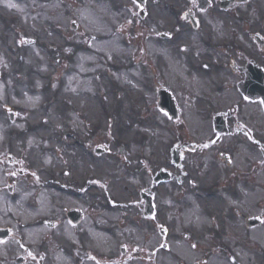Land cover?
<instances>
[{
    "label": "flooded vegetation",
    "instance_id": "obj_1",
    "mask_svg": "<svg viewBox=\"0 0 264 264\" xmlns=\"http://www.w3.org/2000/svg\"><path fill=\"white\" fill-rule=\"evenodd\" d=\"M100 1L101 3L104 2L103 5L106 7L108 5L118 7L121 2L117 3V0ZM221 1L206 0L209 9L202 12V4L199 0H185L184 19L179 20L178 28L173 26L170 30V32H175V34H170V39H173L174 36H185L187 41H190L189 47L191 49L188 50L189 55L187 56L188 65L184 68L192 71L197 76L196 78L200 79V88H197L196 91L192 89L193 93H190L187 86H183L181 76L173 77L171 74L160 70L158 65L160 56L165 51L161 44L162 32L159 33L158 37H155L154 50L137 51L139 55L146 58L144 79L151 91L149 102L158 105L159 100H161V90L167 88L179 106L178 121H176L175 130L171 133L173 139L170 141L171 144H176L177 149L183 153L182 161L176 164L172 158L169 159L165 156L161 165L165 168H171L170 170L175 173L177 185L180 188H188L186 194L193 197L190 196L188 199L177 197L180 204L175 205L177 210L168 211L166 198L158 200L154 195L151 200L153 204L152 214H149L150 211L144 197H136L137 194L128 197L130 198L129 201L125 200V197H17L8 185L17 187L21 181H24L23 178L29 175L30 170L28 168H34L40 164V162L32 161L35 148H27L26 145H23L24 150L20 153L19 160L7 161V157H5V160L2 161L3 165L6 166L4 176L7 193L0 194L2 206L6 208L0 211L2 219L0 225L6 222L8 217L13 218V212L23 216L31 209L36 210L45 205L46 213L52 222L47 233H43L39 227L30 228L26 226L27 232L35 234L41 244L37 242L39 244L38 251L33 256L29 249H24L26 253L23 256L24 264L30 257L33 264H136V260H139L138 264H152L151 261L153 264H156L157 261L160 264H221V260L211 258V231L215 234L217 229H211V208L204 206L209 200L208 205L211 204V197L201 195L208 191L211 192L209 181L205 183L206 189L201 184L207 180L211 181V157L225 166L223 175L228 183L234 184L238 179L244 197H258L254 202L258 211L256 213L261 216L264 225L263 100L262 96L259 95L260 92L258 93L259 98L248 100L243 96L245 94L239 90L240 87H245L244 82L248 78L249 80L252 79V73L255 68H258V65L264 68V50L262 49L264 24L261 22L264 12L259 8V3H263V1L247 0V2L242 3L239 2L241 0H226V4L223 3L226 9L223 13L231 21H234L241 30H232L233 33H230L232 35L225 34L223 41L232 42L224 50H215L211 36V11L222 13L220 10ZM63 13L70 15L67 11H63ZM76 20L79 21L76 24L69 23V21L57 24L53 18L52 23L48 25L51 37L55 32L62 35V40L68 48L65 54L69 56L86 50L83 44L86 35L80 27L82 18L79 16ZM191 20L194 22L191 23ZM135 26L136 24L133 28L134 37L136 36ZM192 31L199 33L196 35ZM257 36H262L260 44L254 41ZM36 37L39 38V33L36 34ZM78 37L81 41L80 46L72 42ZM237 41L240 43H236ZM250 41L255 42V45L251 49H246L248 48L247 43ZM72 48H75L74 51ZM133 52L135 54L136 50ZM154 64L157 65L154 66ZM192 88L195 89V87ZM232 91L242 99L241 104L251 102L255 103L256 107H252L250 110L244 109V112L240 114L228 111L227 105L224 103H227L230 97L234 96V94L232 96ZM219 115H222L225 121L221 132L213 129L214 119ZM201 116L203 125L192 123L197 120L199 122ZM221 121L223 120L221 119ZM210 122L212 123L211 126ZM194 127L200 129L197 130ZM30 131L33 130L28 128L21 134L22 136L17 134L13 138L18 140L23 136L25 138L28 134L35 135ZM160 138V143L167 147V137L160 136ZM155 142L152 140V149L155 147ZM9 148L11 149L12 146L9 145ZM82 149H84V153L78 152L77 159L82 160L87 153L86 147ZM4 153H6L5 148L2 150L3 155ZM52 162L51 165H54L55 160ZM65 165L68 166L67 162ZM153 175L152 173L148 175L146 180L148 184L146 189L149 191H154L158 187L153 182ZM17 176L20 178L17 179ZM70 176L71 173L68 172L66 177L70 178ZM196 182L198 186H196ZM160 185L163 184L160 183ZM11 191L12 193H10ZM65 191H71L70 183H67ZM200 201L203 202L199 204ZM10 204L13 207L12 211L8 210ZM185 205L186 207L192 205L197 210L195 212L183 211ZM115 209L118 211H120L119 209H123V211L131 209L135 215L139 214L142 221L153 225L154 236L157 237L159 234L160 241L151 242L148 249L143 252L136 251L134 246L119 244L120 240L125 241L126 238L119 236L117 231L119 228L125 227L118 226L116 221L119 214L118 220L124 224L120 219L127 216L124 212H116ZM185 213H189L186 220L183 219ZM106 214L115 215L110 217V223L113 225L110 228L107 225L99 226L101 222L98 216H106ZM169 217L172 218L170 221ZM88 218L91 219L89 230L93 232L101 245L98 243L91 245L87 240ZM12 223L18 231L25 227L18 218H15ZM162 227L166 228L165 234L161 232ZM172 228L176 229L177 232L172 233ZM65 229L72 231L74 237L66 236L63 233ZM56 232L61 237L56 238ZM168 237L169 241L167 240ZM127 243L131 244V242ZM212 243L214 246L216 245L215 242ZM44 245L46 255L41 253ZM104 250L107 254L105 256L102 254V257L97 259V253ZM240 254L245 255L243 251ZM136 256L140 257L136 259ZM247 261L250 262L251 260L245 257L244 263H237L235 259H232L233 264H246ZM0 264H7V262L0 258ZM14 264H17V260H14Z\"/></svg>",
    "mask_w": 264,
    "mask_h": 264
},
{
    "label": "rangeland",
    "instance_id": "obj_2",
    "mask_svg": "<svg viewBox=\"0 0 264 264\" xmlns=\"http://www.w3.org/2000/svg\"><path fill=\"white\" fill-rule=\"evenodd\" d=\"M53 1L55 0H0V68H3L4 74L9 75L7 76L8 79L4 78V80L2 79V81L0 82V104L4 102L5 97L7 98L6 94H4L3 96V91L6 89H10L8 92V98H10L13 103L19 102L18 106L19 108L23 109V114L24 112L25 114L30 113V117L26 122L29 129L31 128V125L38 123V121L40 123L39 119L41 117L48 118L51 122L50 126H42L36 129L32 127L33 131H30L32 134L36 135L32 136L31 138L32 140H35L36 138V140L33 141V143L35 144V149L33 152L32 161H34V158L36 159L42 156L40 149L46 150L45 155L50 153L49 149L52 145L51 143H49L50 141L54 142V145L57 148H61L62 146V151L59 150L60 153H58V156L61 157L60 159L57 158L56 160V163L62 162V164H58L59 168L65 169L63 164H65L66 162L69 166L72 167V175L70 176V178H59L56 172L60 169L58 167H53V169L48 168L47 160H43L41 169H49L48 174L50 175L52 172L55 175L56 184L59 182H63V184H66L68 182L71 186V191L68 192H62L59 190V187H57L56 185L52 186V184H48L47 188L40 187L39 191H41L43 197H48V194H50L49 197L52 198L76 197L78 189L74 188V185L71 181L72 178L81 183L82 180H84L83 178L86 174H92V178L102 180L103 182H106L108 184L110 183L112 193L114 192L113 197H125L124 199L129 201L130 198L128 197L135 195L136 189L141 187L140 182L144 181V179H142L144 173L138 171L137 169V167L140 166H132L131 161L126 162L128 159L132 160V156L129 155V158L127 156L129 152L131 154L133 153L131 151L132 145L141 147V145L145 144V146L148 148V142H145L143 138L147 137L148 139H150L151 136H155L154 139L156 141L155 148L157 151V155L155 157H148L152 158V166H154V164L160 166L159 164L163 163L164 157L167 155V151L165 153V145L163 146V144L160 143L158 132H164L166 134L167 131L165 130L171 131L172 129L170 126L166 128L167 125L165 123V117L163 118L160 115V117H155L154 115H152V112L154 111H151L152 107L144 105L142 96L143 94H147L145 97H149V90L143 89L144 86L147 87L145 85L146 81H144L145 79H143L145 77L144 74H142L143 70L137 68L131 70V59L133 55L130 56L126 53L123 55V52L121 51L133 49L131 45V38L132 28L134 24H129L130 36L128 42L125 41V39L122 37V33H120L118 37L114 39V42H105L102 46H99L100 49L93 48L95 51L99 49L101 53H87L88 56L86 58L87 62L85 65L87 78H84L82 80L84 83L81 84L83 87H85L86 95L82 96L78 92H73L72 94L74 95V98H72V102L69 103L68 99L65 96L69 92L70 88L75 89L74 87H72V85L74 84L75 77L78 75L77 69L82 67L84 57L76 56L73 59L72 67L74 69V72H70L67 75L65 74L66 77L62 72L59 71V69L58 72H54L57 67H59L57 63L60 61V59L62 60L64 58L61 53H59V55H53L52 53H50L51 49L46 50V46H50V44H53L59 45V47L61 48L64 46V44L62 42V35L60 33L55 32L52 37L50 36L51 33L49 32L50 28H48V25L52 23L51 20L53 18L55 19L54 11L58 13L64 10L67 11L70 15L74 14V11L69 8V4L65 0H60L56 4H52L51 2ZM79 2L83 3V0H79ZM116 2H120L123 5L118 8L110 7L109 5L106 7L103 5L105 3H101L100 0H86L85 3H91L92 6H86V9H83L87 11L89 20H92V23L97 20H107L112 21L110 23H114V25L117 24V26L121 27V23L123 24L124 20L127 19L126 17H132L134 13H132V16L131 13H129V5L126 4V0H117ZM185 5V0H151L149 8L148 4H146V9L148 8L149 14L143 19H140L139 15L137 14V8L134 7L136 10V27L138 30L142 28L146 29V33L149 35L154 34L153 32L155 31V27L157 26L160 27V30L161 28H163L170 31L178 21V11H180ZM97 11L99 12V15H96ZM213 14L214 20H211V36L214 49L217 50L219 49L220 45H226L227 40L223 41V39L225 40V34L233 33L231 30H228L229 27H233V31H235L234 29H236V26L233 25L234 22H231V19H229V17H226L219 12H215ZM113 18L115 19L113 20ZM46 22L47 25L42 24ZM37 24H40V26H38ZM87 27L88 22L82 25L83 33H85V31L87 30ZM37 33H39L40 38H37L38 46H34L32 44L26 46L24 44V40L32 41ZM171 33L175 34L174 31ZM193 33L197 35V33L199 32L196 31ZM234 35L236 37L235 33ZM174 37L173 39H170L171 41L168 40L163 42L165 46L164 48H166V50L162 54L163 59H161V61L164 65L160 62V69L161 67H166L165 69H167L168 72L176 77V72L178 70L181 71V67L184 66L183 61L186 58L185 56L189 55L188 53H186V51L191 48L189 47L190 41L188 40L187 42L185 36ZM138 39L139 38H136V40ZM150 41L151 40L147 41L146 43H150ZM152 41H154V39H152ZM72 42L80 46L81 41L78 37L77 40L73 39ZM177 42H179L178 44L180 47L184 46L183 49H186L184 53H178ZM236 43H240V41H237ZM250 43H247V47L249 49H251L252 47V44ZM171 49H176L178 53L176 59H169L165 55L167 50L171 52ZM171 54L174 55V53ZM50 56L52 57L50 58ZM141 60L142 62L144 61L143 58H141ZM49 61L54 64V66L50 69V72L40 69L43 63L47 64ZM5 66L8 69H5ZM12 67L13 69L17 70L18 73H20L17 84L14 83L16 79L14 80V78L11 77L13 75L10 74L12 72ZM99 74H101L102 80L98 79L97 76ZM64 77L66 79H64ZM98 85V88L102 95L96 97L95 93L97 91L96 89ZM232 96L233 99L231 101H227V103H224L225 105L229 106L230 103L231 105L237 104L238 94L232 91ZM84 100H87V102H85ZM66 101L68 102V105L66 104ZM46 102H50L52 105L49 106V109H47L46 112L43 111L46 108H42V112L41 110H39L40 108H38V104H41V107L42 103ZM100 104L102 106V109H100ZM247 106H243L241 108L244 110ZM69 110L71 112L70 114L68 113ZM80 110L88 113V116H90L91 118L90 122L87 123L86 126H80L79 119L76 118L74 120V118H72L73 116H71L73 115L72 113H74V111L79 112ZM70 118L72 119L70 120ZM199 118V122L197 120L193 121L192 123L203 125L202 116ZM65 121L68 124H72L70 126L71 131L75 130L76 134L79 135L80 138H83L81 136H84V134L88 135V137H84V139H81L82 141L84 140L87 142L86 145L88 146V152L89 147L100 144L108 146L109 153L107 155L105 154L104 157L102 156L100 158L101 161L97 162L94 167L90 162H88L90 161L89 158L88 161H84L80 164L79 162L81 161V159H77V153L80 152L83 154L84 150L78 149L79 147L76 145L74 146L73 144H69L70 138L66 140L67 147L62 143L60 144V142L58 141V136L55 137L53 134L56 129H60V131L61 129H63V131L68 130L65 127L56 128L59 127L60 123H63ZM3 125V114L2 112H0V142H3L5 140L1 138V133L4 129ZM94 125H97L96 128H98L99 131L95 132V135L91 134L93 136H90V129ZM194 128L197 130L200 129L198 127ZM63 131H61L60 133H62ZM8 139L11 140L10 137ZM76 143L80 144L78 141ZM14 144L15 142L12 144L13 147ZM17 145L20 144L17 143ZM15 147L17 148V146ZM122 147L125 148L121 149ZM88 152L84 155V157H88ZM150 169L152 170L153 168ZM213 169L215 171L211 172V191L212 195L213 193H215L217 197H211V204L208 205V203H210L209 200L206 204H204V206L207 208H211V229H217L215 234L219 238L218 241L211 232V241H217V245L220 246L214 247V243L211 242V258L215 260H221V264H229V256L232 253L237 263H244V261H241L239 257H237L240 256L241 249L242 251L246 252L247 258L251 259V263L248 262L247 264H264V227H262L261 230L255 229L248 231L243 227V223L241 220L242 215H246L248 214V212H251V214L253 213L256 208L254 206L255 203L253 202H256L258 198L255 199L256 197H241L242 192L237 188L240 186L237 185L238 180H236L235 184L232 183L231 185H226L227 183L224 182L223 184H216L217 182H219L218 177H221L223 167L215 165ZM132 175H135V178L137 177L141 181L139 182V180L137 179L135 183H133L134 176ZM131 177L133 179L130 180ZM42 179H47V175H42ZM223 179H225V177ZM171 184L172 185L169 186L167 185L165 189L163 186L160 187L161 189L159 190L158 195L160 194V192H162L163 197H158V200L163 199L164 197H168V199L173 197L172 200L174 201V198L184 196L180 193L186 192V190L188 189L180 188L175 183ZM219 186H222L223 188L219 190ZM78 187L81 188V184H79ZM203 187H206V185H203ZM96 189V194H102L101 189ZM90 192H92V190ZM92 193L93 194L89 193V196L87 197L97 196L94 192ZM164 194H166V196H164ZM186 196L190 197L191 195L187 194ZM202 196L209 197L204 195ZM201 202L203 201H200L199 204ZM251 203L254 205H252ZM186 208L191 210L193 209L185 207V209ZM167 209L168 211H175L176 207L173 206V208H170L168 206ZM235 209L239 211V217L234 214ZM115 210L116 212H124L127 216L123 219L125 223L123 224L118 220V214L116 224L120 227H125L118 229V235L124 236L127 241H131L132 245L137 249H141L143 246L148 244V242L151 243L154 241H158V238H155L153 233V225L144 221L135 224V220L137 219V215L139 214L135 215L133 212H131V209H127L125 211H123V209H119L120 211H118V209ZM36 214L37 213H25V216L32 219L34 216H36ZM112 216L115 215H99L98 218L101 222L99 226L101 227L102 225H107L109 226V228L112 227L113 225L110 223V217ZM25 219L27 218L25 217ZM90 223L91 219L88 218L86 231L88 237L87 240L92 245L96 244L99 240L94 236L93 232H90ZM171 224L173 225V223ZM138 231L143 234V237H141L142 234H137ZM171 232L176 233L177 230L172 228ZM63 233L68 237H74L72 231H70L69 229H65ZM15 237L16 236H14L13 239H15ZM59 237L61 236H59V234L56 232V238ZM143 239H145V242L143 241ZM133 242L136 243V245L133 244ZM143 242L144 245L142 246ZM7 245H13L14 248H16L12 241H8ZM228 246L229 248L232 247L234 249H228ZM14 251L17 252L16 249ZM11 252H13V250ZM4 254L5 251L0 250V255Z\"/></svg>",
    "mask_w": 264,
    "mask_h": 264
},
{
    "label": "snow or ice",
    "instance_id": "obj_3",
    "mask_svg": "<svg viewBox=\"0 0 264 264\" xmlns=\"http://www.w3.org/2000/svg\"><path fill=\"white\" fill-rule=\"evenodd\" d=\"M136 2V0H133V3H135ZM193 247H195V245H193Z\"/></svg>",
    "mask_w": 264,
    "mask_h": 264
}]
</instances>
